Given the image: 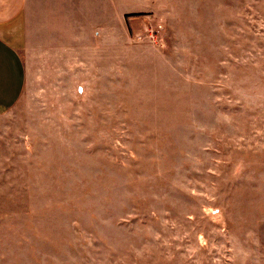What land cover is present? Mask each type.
<instances>
[{
    "label": "rangeland",
    "instance_id": "374dc122",
    "mask_svg": "<svg viewBox=\"0 0 264 264\" xmlns=\"http://www.w3.org/2000/svg\"><path fill=\"white\" fill-rule=\"evenodd\" d=\"M66 1L0 112V264H264V0Z\"/></svg>",
    "mask_w": 264,
    "mask_h": 264
},
{
    "label": "crops",
    "instance_id": "0c3cea01",
    "mask_svg": "<svg viewBox=\"0 0 264 264\" xmlns=\"http://www.w3.org/2000/svg\"><path fill=\"white\" fill-rule=\"evenodd\" d=\"M29 2L30 0H0V112L13 106L24 89L25 68L20 51L26 48L30 40L26 31ZM67 3L66 0H53V3L46 5L45 15L52 17L56 8L65 14ZM63 8L65 9L61 10ZM69 21L62 20L64 31L67 23L71 25V19Z\"/></svg>",
    "mask_w": 264,
    "mask_h": 264
}]
</instances>
